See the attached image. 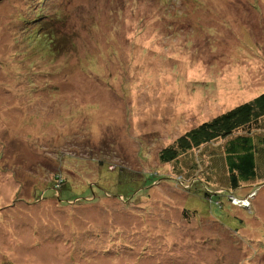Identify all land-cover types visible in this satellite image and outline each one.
I'll use <instances>...</instances> for the list:
<instances>
[{"label":"rangeland","instance_id":"1","mask_svg":"<svg viewBox=\"0 0 264 264\" xmlns=\"http://www.w3.org/2000/svg\"><path fill=\"white\" fill-rule=\"evenodd\" d=\"M261 91L264 0H1L0 264H264V185L158 157Z\"/></svg>","mask_w":264,"mask_h":264},{"label":"trees","instance_id":"2","mask_svg":"<svg viewBox=\"0 0 264 264\" xmlns=\"http://www.w3.org/2000/svg\"><path fill=\"white\" fill-rule=\"evenodd\" d=\"M41 11L42 9L39 8V13L43 14ZM31 35L33 38L36 37L35 41L41 44V47L44 46L48 50L51 45H55L54 42L57 39L53 30L48 32L46 29L42 31L37 29ZM263 119L264 91H261L253 98L230 107L185 131L172 144L162 148L158 157L162 162H171L188 152L203 153L207 150L209 161L205 165H203L204 160L201 161V157L197 155L195 158L199 161L193 160L191 163L188 173L193 169L192 172L198 176L193 180L187 178V189L191 184L199 182L200 190L203 189L204 192L203 196L227 192L233 204L231 198L241 200L240 197L233 195L234 190L241 183L257 182L252 191L264 185V163H262L264 161V126L261 122ZM202 165L205 166L204 171H202L204 169ZM104 171L105 175L107 172L114 173V177L115 174L118 177L122 174L119 171L106 169ZM154 174L155 172H150L143 177L152 181ZM114 177H105V180H116ZM177 178H181V175ZM142 179L135 180L138 182L135 187H138ZM61 181L64 182V177L57 174L54 185L57 183L56 186H61ZM116 183H120L119 178ZM196 199L198 198H195V201ZM246 200L251 204L252 199ZM242 206L237 204V207ZM196 208L197 212L203 209L200 204H196ZM182 213L188 218L195 217L185 208L182 209Z\"/></svg>","mask_w":264,"mask_h":264},{"label":"water","instance_id":"3","mask_svg":"<svg viewBox=\"0 0 264 264\" xmlns=\"http://www.w3.org/2000/svg\"><path fill=\"white\" fill-rule=\"evenodd\" d=\"M1 1V0H0Z\"/></svg>","mask_w":264,"mask_h":264}]
</instances>
